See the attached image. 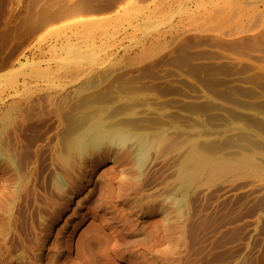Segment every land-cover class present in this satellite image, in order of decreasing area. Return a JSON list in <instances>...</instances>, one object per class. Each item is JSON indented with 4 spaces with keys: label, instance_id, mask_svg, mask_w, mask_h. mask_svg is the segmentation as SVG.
Masks as SVG:
<instances>
[{
    "label": "rangeland",
    "instance_id": "374dc122",
    "mask_svg": "<svg viewBox=\"0 0 264 264\" xmlns=\"http://www.w3.org/2000/svg\"><path fill=\"white\" fill-rule=\"evenodd\" d=\"M63 263L264 264V0H0V264Z\"/></svg>",
    "mask_w": 264,
    "mask_h": 264
},
{
    "label": "bare ground",
    "instance_id": "6f19581e",
    "mask_svg": "<svg viewBox=\"0 0 264 264\" xmlns=\"http://www.w3.org/2000/svg\"><path fill=\"white\" fill-rule=\"evenodd\" d=\"M100 128V126H98ZM108 137V138H106ZM117 139L118 138H123L124 134H118V132H111L110 131H105V130H101V129H96L94 128V130H89L87 132H84L82 135L79 136L78 140H77V145L79 148H83L85 146V144L91 142V143H96L98 140L106 138L109 140L112 139ZM194 156H198V155H193L192 157V164L195 165V170L199 171L201 169H203L206 165L205 162H202L201 160H199V157H194ZM191 164V165H192ZM223 171H230L229 169H225ZM100 188V187H99ZM227 191V190H226ZM88 201H92L95 203L94 207H91L88 205ZM103 195L102 192L97 188V186H95L89 193L88 199H86L85 201H82L79 205V209L78 212L75 213V215L69 217V221H67L64 226H62L59 230V236H60V240H59V245H58V250H57V259L58 261H61L63 259V257L65 255H63V241L66 240L65 238L68 237L72 231L70 230H75L79 225H80V221H84L87 217L89 216H96L97 212L99 211V209H101V207L103 206ZM101 213V212H99ZM118 248H124L125 246L127 247V245L129 243H131L132 241H134V234L131 233H127L123 230V227L121 225H118ZM128 230V229H127ZM130 232V230H128ZM69 239V238H68ZM120 253V252H118ZM69 260V259H68ZM64 264V263H63Z\"/></svg>",
    "mask_w": 264,
    "mask_h": 264
}]
</instances>
